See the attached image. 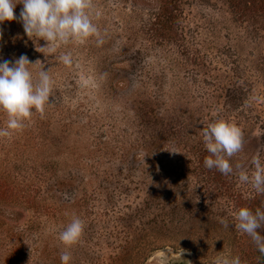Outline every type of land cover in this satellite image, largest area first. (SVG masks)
<instances>
[{
	"label": "rangeland",
	"instance_id": "1",
	"mask_svg": "<svg viewBox=\"0 0 264 264\" xmlns=\"http://www.w3.org/2000/svg\"><path fill=\"white\" fill-rule=\"evenodd\" d=\"M92 4L99 35L54 54L22 22L0 24V61L24 55L34 81L42 69L54 82L43 117L0 137V264H61L65 247L69 264H260L235 214L264 210L239 181L264 159V0ZM220 119L244 138L228 175L204 166L203 128Z\"/></svg>",
	"mask_w": 264,
	"mask_h": 264
},
{
	"label": "clouds",
	"instance_id": "2",
	"mask_svg": "<svg viewBox=\"0 0 264 264\" xmlns=\"http://www.w3.org/2000/svg\"><path fill=\"white\" fill-rule=\"evenodd\" d=\"M18 2L23 4V8L17 17L14 9ZM92 7V0H0V24L13 20L22 22L26 35L34 41L43 39L49 47L47 54H54L61 45L83 44L89 38L99 35L91 18ZM59 60L65 66L72 64L70 53L61 55ZM31 64L24 55L14 62L0 61V112L7 116V125L6 128H0V137L22 131L25 122L31 121L34 113L43 117L46 106L50 104L54 82L48 71L42 69L38 80L34 81L28 68ZM203 142L209 153L204 158V166L215 168L224 175L232 173L230 158L243 148L242 129L232 121L216 120L203 128ZM251 164V175L241 169L239 181L250 183L257 193L264 194V159L257 154L253 156ZM236 167L241 166L237 164ZM235 219L238 221L235 227L246 233L264 255V235L258 231L264 225V210L257 208L253 212L247 207H241ZM220 223L227 226L224 219ZM81 228L80 217L71 216L59 232V240L65 246L72 245L78 239ZM70 259L68 247H65L61 250L60 262L69 264ZM213 264H241V259L239 256L218 255Z\"/></svg>",
	"mask_w": 264,
	"mask_h": 264
},
{
	"label": "trees",
	"instance_id": "3",
	"mask_svg": "<svg viewBox=\"0 0 264 264\" xmlns=\"http://www.w3.org/2000/svg\"><path fill=\"white\" fill-rule=\"evenodd\" d=\"M260 264H264V255L260 253Z\"/></svg>",
	"mask_w": 264,
	"mask_h": 264
}]
</instances>
